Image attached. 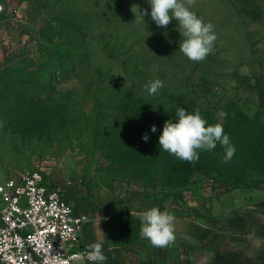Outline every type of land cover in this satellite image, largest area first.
<instances>
[{
  "label": "rangeland",
  "instance_id": "rangeland-1",
  "mask_svg": "<svg viewBox=\"0 0 264 264\" xmlns=\"http://www.w3.org/2000/svg\"><path fill=\"white\" fill-rule=\"evenodd\" d=\"M0 4L1 180L43 170L73 205L102 214L105 230L123 232L124 242L140 234L131 213L236 207L264 186V0H196L191 11L217 35L201 62L179 51L175 19L155 24L148 0ZM156 79L163 87L151 95L145 85ZM141 97L221 123L236 148L232 160L223 162L217 143L198 162L136 173L135 144L122 140L135 135V117L148 108ZM240 114L261 122L259 143L248 139L250 123L238 122Z\"/></svg>",
  "mask_w": 264,
  "mask_h": 264
},
{
  "label": "crops",
  "instance_id": "crops-1",
  "mask_svg": "<svg viewBox=\"0 0 264 264\" xmlns=\"http://www.w3.org/2000/svg\"><path fill=\"white\" fill-rule=\"evenodd\" d=\"M219 205H207L205 213L172 214L176 239L165 248L153 247L141 233L124 242L120 230H105L102 214L74 208L86 218L83 246L100 242L103 264H264V186L236 207Z\"/></svg>",
  "mask_w": 264,
  "mask_h": 264
},
{
  "label": "built area",
  "instance_id": "built-area-1",
  "mask_svg": "<svg viewBox=\"0 0 264 264\" xmlns=\"http://www.w3.org/2000/svg\"><path fill=\"white\" fill-rule=\"evenodd\" d=\"M85 223L43 170L0 179V264H93L82 243Z\"/></svg>",
  "mask_w": 264,
  "mask_h": 264
},
{
  "label": "clouds",
  "instance_id": "clouds-1",
  "mask_svg": "<svg viewBox=\"0 0 264 264\" xmlns=\"http://www.w3.org/2000/svg\"><path fill=\"white\" fill-rule=\"evenodd\" d=\"M151 6L150 16L158 27H166L175 19L178 22V31L181 36L179 51L190 61L201 62L213 52L217 35L214 26L191 11L196 0H148ZM133 9L138 10L134 5ZM148 15L147 10L141 16ZM154 54V53H153ZM155 55V54H154ZM163 87L159 79L150 80L145 88L151 95H155ZM176 122L166 120L159 136L160 148L174 155L181 161L195 163L199 161L200 151H211L216 148L217 143L223 148V162L228 163L236 153V148L230 137L224 133L221 123L210 125L202 117L200 110L194 113L187 112L184 108L176 109ZM228 114L221 112L220 117ZM156 126L151 127L153 133ZM148 136H143L144 141ZM141 221L140 233L155 248H165L175 242V217L167 211H161L158 207L131 213ZM88 260L94 264H103L107 257L103 254L102 244L93 243L87 252Z\"/></svg>",
  "mask_w": 264,
  "mask_h": 264
},
{
  "label": "trees",
  "instance_id": "trees-1",
  "mask_svg": "<svg viewBox=\"0 0 264 264\" xmlns=\"http://www.w3.org/2000/svg\"><path fill=\"white\" fill-rule=\"evenodd\" d=\"M49 74H51V72ZM140 101H142L144 105L149 104L148 108H146V110L141 112L140 115L137 114V117H135L136 120L133 125L137 127V131L134 133L135 135L133 137H130V140L127 139L125 136L122 140V143L123 145L135 144L134 147L131 149V158L133 160L132 168L136 173L143 174L144 169L150 167L152 169V174H154L156 167L166 166L167 163L169 165L171 161H173L174 163L175 162L181 163L180 159H178L174 155L169 154L168 152L163 151L160 148L159 136L162 133V129L165 121L171 119L173 122H176L178 119L175 114L176 109L184 108V107L177 104L176 102H169V101L165 103L166 104L165 106L158 105L155 102V100H149L142 97ZM138 104H139V100H138ZM191 108L192 107L186 108V111L188 110L187 112L194 113L193 108L192 109ZM202 117L210 125H214L217 123V121L215 120L210 121L203 115ZM241 117H243L245 120H247L250 123L249 126L246 128L247 132H249L247 135L248 139L252 138L254 143L256 144L259 143L260 140L263 138L262 134L261 133L259 134V129H258L261 122L252 119L250 117H247L243 114H240L239 116L237 115L236 120L239 122L240 120H242ZM142 122L144 124H142ZM153 125H155L157 129L155 133L151 131V127ZM145 134L149 137L146 142L143 139V136ZM258 136H260L259 139H257ZM158 153H162V155H157ZM125 157L127 158V153Z\"/></svg>",
  "mask_w": 264,
  "mask_h": 264
}]
</instances>
